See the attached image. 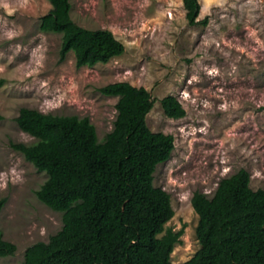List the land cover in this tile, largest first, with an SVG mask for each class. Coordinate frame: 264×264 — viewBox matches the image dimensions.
Segmentation results:
<instances>
[{
	"label": "rangeland",
	"instance_id": "rangeland-1",
	"mask_svg": "<svg viewBox=\"0 0 264 264\" xmlns=\"http://www.w3.org/2000/svg\"><path fill=\"white\" fill-rule=\"evenodd\" d=\"M71 16L89 30H109L125 53L107 64L77 68L75 54L60 61L62 35L40 30L52 10L47 0H0V230L17 246L0 264H22L28 247L48 242L62 213L36 192L47 180L11 144L37 140L16 123L22 108L88 118L99 141L113 130L118 97L100 89L128 82L155 101L151 131L173 135L171 159L157 167L154 184L171 195L166 227L184 229L172 253L183 264L200 248L199 217L191 199L212 197L223 178L242 169L251 188L264 189V0H199L191 26L184 0H71ZM176 97L186 117L168 118L163 98Z\"/></svg>",
	"mask_w": 264,
	"mask_h": 264
},
{
	"label": "trees",
	"instance_id": "trees-1",
	"mask_svg": "<svg viewBox=\"0 0 264 264\" xmlns=\"http://www.w3.org/2000/svg\"><path fill=\"white\" fill-rule=\"evenodd\" d=\"M47 1L52 10L40 30L62 35L60 61L73 52L77 68L94 67L125 53L113 32L76 24L71 0ZM184 7L191 26L208 25L207 18L197 20L199 0H184ZM100 92L119 98L113 130L103 141L88 118L29 108L16 118L37 142L11 146L46 173L36 195L63 221L48 242L26 249L22 264H172L184 229L166 227L175 215L171 195L154 181L157 167L172 157L175 138L150 130L147 115L155 101L147 89L118 82ZM161 105L170 119L186 117L174 96ZM6 202L0 199V213ZM191 204L200 248L183 264H264V189L251 188L247 170L223 178L212 197L194 193ZM16 251L0 230V257Z\"/></svg>",
	"mask_w": 264,
	"mask_h": 264
}]
</instances>
